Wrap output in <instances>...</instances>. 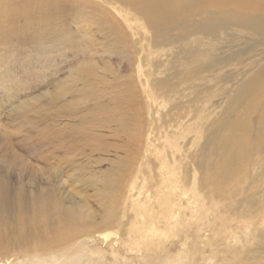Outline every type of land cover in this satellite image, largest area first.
<instances>
[{"label": "rangeland", "instance_id": "1", "mask_svg": "<svg viewBox=\"0 0 264 264\" xmlns=\"http://www.w3.org/2000/svg\"><path fill=\"white\" fill-rule=\"evenodd\" d=\"M87 1L60 37L0 46V264H28L34 256L49 264L51 252L60 251L54 245L50 252L49 241H19L13 234L21 215L20 229L31 227L37 198L76 209L71 227L77 238L66 253L72 264H264V227L236 202L261 199L264 187L235 193L231 181L222 180L221 187L231 188L225 199L212 192L214 175L210 184L200 183L198 165L208 123L223 125L229 116L224 96L232 97L250 73L257 75L256 67L243 66L261 58L263 47L232 56L214 80L186 82L183 65L168 68L179 43L165 44L119 2ZM192 82L202 85L186 88ZM174 83L184 91L168 93L165 86ZM236 107L233 115L253 136L254 121ZM174 112L184 114L183 124L167 122ZM173 175L182 193L191 194V204L183 203L175 216L162 208ZM248 183L243 178L239 185ZM248 228L250 240L243 244L237 236ZM225 230L237 233L235 240L223 238Z\"/></svg>", "mask_w": 264, "mask_h": 264}, {"label": "bare ground", "instance_id": "2", "mask_svg": "<svg viewBox=\"0 0 264 264\" xmlns=\"http://www.w3.org/2000/svg\"><path fill=\"white\" fill-rule=\"evenodd\" d=\"M106 1L114 3L119 2L127 6L129 10L139 14L152 33L157 37L164 36L162 39L166 40L165 44L175 45L179 43L177 45L178 47L181 46L180 49H178V52L175 51V53L172 54V60L175 61V63L171 60L168 68H173L174 65H183L184 69L181 72L182 75L180 79L182 78V80H186V82L202 80L205 78H208V80H214L218 76L217 70L222 69V67L229 62L228 59L232 56L237 58L248 50H255L258 46L263 47L260 51L263 53L261 58L255 59L243 66V69H252L256 67L257 75L250 73L247 80L237 82L238 85L232 97L231 94L228 97L227 95L224 96L227 102L224 111L229 114V116L226 118V115H224L226 120L223 125L215 126L214 122H211L210 124L208 123V127H210L211 130L208 129L210 133L204 138L205 140L201 147L205 156L201 154L198 157V159L202 160V162L198 164L202 167L200 168L202 173L200 183L204 182L210 184V181L208 180L209 175H214V177L218 179L215 181V187L212 186V192H214L216 196L224 195L223 197L225 199H230L227 194L231 188H225V186L221 187L220 181L222 180L223 182L221 183H225L224 181H231V190L234 189L233 192L235 193H244V191L249 188H259V191L261 190L262 192L264 190V78L261 81H258L257 79L260 76H264V61L260 63L262 59L264 60V0ZM82 4V7H84L88 4V1L82 0ZM240 39H243L244 41H240ZM205 40H207V42H204ZM190 42L194 43V45L192 47H186ZM224 42L226 43L224 44ZM218 43L222 45H217ZM204 44L206 45L205 49L201 46ZM243 45H248V47L238 49ZM182 46H185V48H182ZM223 50L231 52L222 55L224 52ZM215 52H217V54H215ZM180 60H183L182 63ZM165 82L168 81H157L161 86H163V83ZM198 85L192 82L186 88H191L195 91L196 88L199 87ZM165 87L167 88L166 91L171 95L179 93L182 90L184 91L185 89L181 88L182 90H180L176 88V83L173 85H166ZM203 87L204 88L201 89H208L205 86ZM153 94L154 92L152 95ZM233 104L237 105V109H242L245 113L251 116L254 121L252 126L255 130L253 136L252 133H249L248 131L251 128H246V125H240L237 121L238 117L233 115L235 113V108H232ZM156 112L158 111L156 110ZM174 115L172 114V118L167 122L174 121L178 125L183 124L182 119L184 118V114L182 115L174 112ZM218 131V134L227 133V135L219 138L217 134ZM244 132L250 135V137L248 138L247 134L245 135ZM257 135H259L258 138L263 139L262 142L256 137ZM237 142L239 144L234 145ZM236 146L240 147H238L239 150L235 151L233 148ZM176 152L180 154V146H173L171 154L174 158L178 156ZM215 161V167L212 168L210 164H214ZM165 173L168 174V172ZM174 175L172 176L174 180L164 186L167 191L170 192L171 196L163 202L162 208L165 214L170 215L171 213L175 216L180 210L179 207H181L183 203L191 204V194L182 193L183 188L181 179L180 177L174 178ZM243 178H249L248 186L239 185V182ZM163 183L164 181L161 180L156 186L161 188L160 184L164 185ZM252 183L256 184L253 185ZM1 188L2 190L4 189L2 184H0V190ZM196 193L195 190V195ZM160 194H162V192H160ZM225 194L227 196H225ZM184 196L186 197L183 199ZM257 197L250 195L248 198L243 197L240 198V200H236L237 208L241 211H245V209L252 210L253 217L256 218V223L264 227V196L260 195L261 199H258ZM32 206L33 215H31L28 220L26 219L27 222L31 224V227H29L26 232L20 229L19 224L22 221H25V218L21 215L17 219L18 225L14 228L13 234L19 241L22 239H42L43 241H49L50 252L54 248V245H57L58 247L61 246V248L58 249L60 251L56 252L55 250L51 252L52 254L54 253V255L51 256L48 263L54 264V262L61 259L62 264H72L71 260H74V258L68 257L66 253L73 247L71 242L77 238V231L71 227L72 219L77 214L76 209L59 206L46 198H37L35 202L33 201ZM223 207L226 206L223 205ZM2 225L3 224H1V226ZM248 229L249 230L244 232L242 237L239 235L237 236L242 243L243 241L248 242L250 240L252 230L251 228ZM234 234V232L231 233L230 231L225 230L223 238H234L233 240H235L237 233ZM259 238L260 241H258L260 244L261 242L264 244V233L259 234ZM25 242H29V240ZM67 243L69 244L67 245ZM57 253L59 254L56 255ZM248 254L250 255V253ZM245 255L247 254L245 253ZM28 264L46 263L41 262L38 256H34ZM74 264H76L75 261Z\"/></svg>", "mask_w": 264, "mask_h": 264}, {"label": "clouds", "instance_id": "3", "mask_svg": "<svg viewBox=\"0 0 264 264\" xmlns=\"http://www.w3.org/2000/svg\"><path fill=\"white\" fill-rule=\"evenodd\" d=\"M82 6V0H0V46L60 37Z\"/></svg>", "mask_w": 264, "mask_h": 264}]
</instances>
